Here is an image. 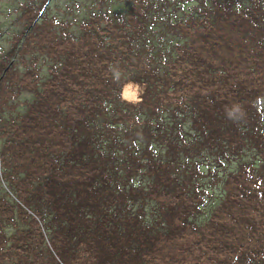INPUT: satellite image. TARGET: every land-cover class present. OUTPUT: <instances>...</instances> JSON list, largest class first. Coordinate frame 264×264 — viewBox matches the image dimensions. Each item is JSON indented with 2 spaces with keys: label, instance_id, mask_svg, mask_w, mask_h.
<instances>
[{
  "label": "trees",
  "instance_id": "16d2710c",
  "mask_svg": "<svg viewBox=\"0 0 264 264\" xmlns=\"http://www.w3.org/2000/svg\"><path fill=\"white\" fill-rule=\"evenodd\" d=\"M119 1L78 36L46 2L23 14L0 65V264H264V0Z\"/></svg>",
  "mask_w": 264,
  "mask_h": 264
},
{
  "label": "rangeland",
  "instance_id": "374dc122",
  "mask_svg": "<svg viewBox=\"0 0 264 264\" xmlns=\"http://www.w3.org/2000/svg\"><path fill=\"white\" fill-rule=\"evenodd\" d=\"M45 2L46 5L42 11V17L48 15V18H56L58 21L69 22L71 24L69 32L74 36H78L80 23L89 17L94 8H98L96 5L99 3V0H0V65L8 62L4 57H7L14 47L15 38L20 36L27 28L28 22L23 19L25 10L36 6L42 7ZM104 4L107 10L113 13H118L124 8V4L119 0H104ZM158 38H160L158 33L152 37L155 46L158 45ZM173 41H175V37L166 35L160 40L159 44L168 50L173 44ZM11 61L10 57L8 64ZM47 63V65H44V63L40 64L41 67L43 66V74L45 75H47L50 65L49 62ZM19 68H22V66L18 65ZM133 97V94H131L125 98L131 99ZM31 99L32 97L29 94L24 92L20 93L17 98L10 101L13 109L6 110L4 116L12 117L18 112L23 113L26 107L25 103ZM1 145L2 140L0 139V147ZM203 164L205 163L203 162ZM238 164L237 161L231 162L226 166L227 172L234 171L238 167ZM0 187L3 190L6 189L2 183ZM220 194H222L221 187H218L214 190L213 198L204 209L205 216L210 212L212 205H215L218 199H220Z\"/></svg>",
  "mask_w": 264,
  "mask_h": 264
}]
</instances>
